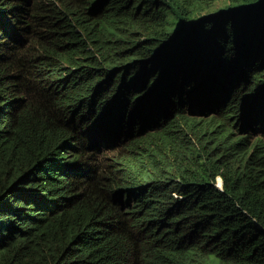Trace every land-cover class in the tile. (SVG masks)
Masks as SVG:
<instances>
[{
    "label": "trees",
    "instance_id": "1",
    "mask_svg": "<svg viewBox=\"0 0 264 264\" xmlns=\"http://www.w3.org/2000/svg\"><path fill=\"white\" fill-rule=\"evenodd\" d=\"M0 264H264V0H0Z\"/></svg>",
    "mask_w": 264,
    "mask_h": 264
},
{
    "label": "clouds",
    "instance_id": "2",
    "mask_svg": "<svg viewBox=\"0 0 264 264\" xmlns=\"http://www.w3.org/2000/svg\"><path fill=\"white\" fill-rule=\"evenodd\" d=\"M9 30H10V32H16L17 31V29H16V26L15 25H13V26H10L9 27ZM99 99L100 98H102V97H98ZM217 187H221V182H220V180L218 179L217 180Z\"/></svg>",
    "mask_w": 264,
    "mask_h": 264
},
{
    "label": "rangeland",
    "instance_id": "3",
    "mask_svg": "<svg viewBox=\"0 0 264 264\" xmlns=\"http://www.w3.org/2000/svg\"><path fill=\"white\" fill-rule=\"evenodd\" d=\"M98 96H103V95H98ZM98 96H97V97H98Z\"/></svg>",
    "mask_w": 264,
    "mask_h": 264
}]
</instances>
